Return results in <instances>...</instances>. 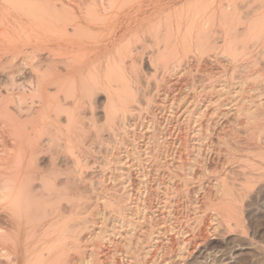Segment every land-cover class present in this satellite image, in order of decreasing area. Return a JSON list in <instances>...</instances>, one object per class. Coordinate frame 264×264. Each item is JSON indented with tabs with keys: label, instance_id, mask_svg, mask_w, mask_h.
I'll use <instances>...</instances> for the list:
<instances>
[{
	"label": "bare ground",
	"instance_id": "bare-ground-1",
	"mask_svg": "<svg viewBox=\"0 0 264 264\" xmlns=\"http://www.w3.org/2000/svg\"><path fill=\"white\" fill-rule=\"evenodd\" d=\"M177 1L180 0H0V264H84V257H82L84 251L83 229L87 223L82 218L84 209L82 202H86L82 201L84 197H82V183H84L83 173L85 168L82 163L84 145L81 117V110L83 109L81 107L82 96L87 95V92L92 90L96 91V89L105 91L107 103L104 107V118L108 127L119 114L123 116L129 112L128 107L134 101V95L131 88L133 86L129 84L130 77L127 70L131 69V73H135L133 69H136L138 54L134 53L136 49L133 43L141 39V44L145 46L142 37H145L146 34L153 37V39L154 37L158 39L161 37V41L164 40L163 50L156 49V56L150 59L151 65L154 66H166L170 61L178 62L177 48L180 46H182L184 55L194 54V56L201 57L209 55V53H216L222 59L220 60L222 76H219L223 79L210 83L206 88L202 87L206 91L209 90L206 94H215L216 98L211 97L202 102H205V107L208 104H210V108L213 106L212 114H214L217 113L216 107L220 103L218 101L223 99V96L226 97L228 93H231L229 101L230 103L235 102L234 108L225 111L226 114H223V116L233 112L234 120H243L241 125L238 123V126L246 131L244 132L246 136L248 135L247 138L261 144V146H256L258 150L256 154L264 161V140L261 139L264 134V10H258L252 21L244 24L245 27L243 32L241 31L240 37V32L234 27L238 20L241 24V19L237 17L239 10L237 11V8L228 10L230 8L229 4L226 6V8L228 7L227 10L220 7L218 18L221 17L220 21L222 23L219 24L224 30L221 47H217L215 41H209L210 36H207V34L210 32L206 33V30L213 25L216 9L214 7L215 9L211 10L209 4L211 2L208 3L206 0L188 2L187 5L173 8L163 14L159 13L157 18H151L148 21L147 18L145 19V15L138 20L140 26L135 27L133 30L137 40L128 37L130 33L127 34L126 32L131 27V19L128 21L129 17L131 18L134 15V18H136L138 14H144L146 7H150L151 10L148 12L150 14L153 9L154 11L157 8L159 9L164 3L170 9L177 4ZM219 4L221 6V3ZM144 22L146 24L142 26ZM183 23L184 31L180 34ZM123 27H125L124 34H121L119 39H114L116 33ZM210 28L213 29V27ZM249 43H252L251 46L255 47L256 52L251 51L252 49L249 51V47H251ZM156 45L158 43L154 42V47ZM219 49L222 50L221 53H218ZM179 51L181 52L180 49ZM193 62H195V59ZM230 65L233 67L232 74H237L232 78L235 81L232 85L236 88L231 92H227L226 87L230 80L225 73L230 69ZM84 69H87V72ZM134 77L136 78V76ZM200 80L202 81V78ZM208 82L210 81L208 80ZM249 83H253L254 86L245 90V85L247 86ZM192 92V101L190 100L192 105L189 103L187 107L183 108L184 111L181 109L183 112L181 132H183L179 141L181 150L187 158L186 164L180 162L179 168L182 172L185 167L191 168L192 163L196 161L205 167L208 161L207 154H200L196 147L199 143L203 144L202 147L206 144L204 142L210 139L216 126L215 123L211 124L210 120H207L205 125H201L200 120L206 112L201 107H196L195 99H197L196 95L198 93L194 90ZM215 105L217 106L214 107ZM89 106L91 107V105ZM224 106H228V103L223 104L221 107ZM154 120H156V117ZM154 124L156 122H152L148 127L152 129ZM94 127L96 126L94 125ZM222 127L221 132L223 131ZM152 140L154 139L152 138ZM239 141L241 139H238ZM154 142L156 141L154 140ZM240 145L238 146L240 147ZM205 148L207 149L209 146L206 145ZM243 148L245 150V147ZM254 148L246 147V150L250 151ZM135 151L134 154L136 155ZM190 154L193 155V158H190ZM59 157L63 159V162L69 159L70 165L62 163L65 165L61 167ZM43 158L47 160L46 165H40L39 163L40 159ZM227 160H230L228 156ZM116 163L119 165L121 163L120 159ZM115 170L119 171L118 175H121L120 172L123 171V168L116 166ZM218 172L220 173V171ZM179 177L183 178L180 185L182 189L191 193L188 178L186 179L185 174H180ZM227 178L224 176L217 179L212 189H206L205 198L208 200L207 203L202 200H199L200 203L196 201L195 203L200 204V208L206 206L212 209L215 216L229 226L232 219H235L237 223L240 222L239 204L243 196L246 195L244 194L245 191L247 192L246 189L253 182L251 179L244 178V181L241 179L243 182L239 181L240 183L236 185V181V184H233ZM98 193H101L100 189ZM112 198H114L113 195ZM107 199H111V197ZM114 200H116L115 205L119 207L108 214L109 217L104 219L106 223L102 225L103 227L98 231L99 233H96L104 240L111 234L120 235L119 230L124 229L126 239L130 242V236L133 235L132 233H136L134 227L138 217L140 222L145 219L143 218L145 208L140 205H133L134 203L132 204L133 207L131 204L126 203L127 197L124 194H121L119 198H114ZM108 201L104 205L113 207L114 202ZM108 219L110 225L107 224ZM91 223L93 225V222ZM152 232H146L145 242L150 237L156 236H151ZM122 239H125V237ZM141 240V245L138 244L140 251L134 252L138 256H141L140 252L147 253L146 249L143 248V239ZM98 245L101 246V244ZM138 248H135V250ZM161 248L158 252L162 250ZM72 254L75 258L73 259L72 256L69 259ZM72 259L73 261L70 262ZM137 260L139 259L137 258ZM135 261L132 260V262ZM91 263L92 261H88L86 264Z\"/></svg>",
	"mask_w": 264,
	"mask_h": 264
},
{
	"label": "rangeland",
	"instance_id": "rangeland-1",
	"mask_svg": "<svg viewBox=\"0 0 264 264\" xmlns=\"http://www.w3.org/2000/svg\"><path fill=\"white\" fill-rule=\"evenodd\" d=\"M191 1H196V0L177 1V4L170 9H168V6H165L164 3L162 4V6L164 5L163 7L160 6L159 9L157 8L155 9V11L153 9L152 10L153 13H151L152 12L151 11L150 14L148 13L151 10L150 7H146L145 13L144 14L142 13L140 15L138 14L136 17L137 19L134 18V15H132L131 18L130 17L128 18V21H130L131 19V23H130L131 27L129 31L126 32L127 34L130 33L128 37H132L133 40H137L134 33L135 31L133 30L135 29V27L140 26L139 25L140 21L138 22V20H140L141 17H144L146 15L145 19L147 18L146 19L147 21L148 19L151 18L155 19L157 18L159 13L163 14L164 12L170 11L173 8H178L187 5L189 4L188 2ZM206 1H208V3L209 1L211 2L209 3L211 5L210 6L211 10H214L215 9L214 7H216L214 22H213L214 26L213 25L210 26L213 27V29L209 27L208 30H206V33L210 32L209 34H207V36H210L209 41L212 42L215 41L214 43L217 44L216 45L217 47L222 46V39H223L222 33L224 32L221 24H219L222 23L220 21L221 17L218 18L220 16V12H219L220 7L226 8V6L229 4L230 8L228 9L227 7L226 10L227 9L230 10L234 8L235 9L237 8L236 9L237 11L239 10L237 12V17L241 19L240 23L242 25L239 24V20H238V23L234 27L237 31L240 32L239 34L240 37H241V31L243 32L245 27L244 24L252 21L256 13H258V10L259 11L264 10V0H256V1L255 0L254 1L253 0H233V1L206 0ZM219 3H221V6ZM160 8L161 10L162 9L164 10L161 11ZM145 24L146 23L144 22L142 26H144ZM183 31H184V23L181 26V31L179 33L181 34ZM124 32H125V27H123L120 31L116 33V37L114 39L116 40L119 39L121 34H124ZM146 35H145L146 38L142 37L146 48L141 44L142 42L141 39L140 41L138 40L137 42L133 43V46L136 49V52L134 51V53H136V55L138 54V56L136 57L137 60V64L135 65L136 69L135 70L133 69V72H135L136 75H134L135 73H131V69L127 70V74L130 77L129 84H131L130 86H133L131 88H132V93L134 95V101L130 103L132 106L129 105L128 107L129 112H127L123 116L119 114L117 116L118 119L116 118L114 122L109 125L110 127H108L106 120L104 118L105 117L104 107L107 103V94L105 93V91H103L102 89H96V91L92 90L91 92H87L88 93L87 95L82 96L81 107L83 109L81 110V117L83 121V138H84L82 163L85 166L83 173L84 183H82L83 185L82 197L83 196L84 197L82 201H86V202H82L84 208L82 218L87 223V225H85L83 229L84 251L82 253V257H84L83 259L84 264H86L88 261H92L91 264H98V263L99 264H136V263L137 264H166V263L167 264H264V161L263 159L257 157L256 154L258 152L256 146H261V144H259L258 142L256 143L255 140H250L249 138H247L248 135L246 136L245 133L246 131L238 126L239 124L241 125L243 120L241 119H237L238 121L234 120L235 117L233 112H230V114L228 113L227 116L225 115L223 116V114H226L225 111L234 108L233 106L235 102L230 103L229 101V99L231 98L230 97L231 93H228L226 97L223 96L224 98L222 97L223 99L218 101L220 102L217 104L219 106L217 105L214 106V107L217 106L216 107L217 113L215 112L214 114H212L213 106H211L210 108L209 106L210 104H208V106L205 107L206 105L205 102H202L203 100H207L208 98L211 97L216 98L215 94H211V93L206 94L209 90L206 91L203 88H206L212 82H217L223 79L221 77L222 67L220 61L222 59H220L216 53H209L210 57L209 55H203L201 57H197L196 55L194 56V54L184 55L185 53L182 52L183 50L182 46H180L181 48L180 47L177 48L179 55L177 56V60L179 59L180 61L179 60L178 62L170 61L167 63L168 66L161 65L160 68L158 67V65L156 66H154L153 64L151 65L150 59L156 56L157 53L156 49L160 48V51L163 50L162 47L164 45L163 44L164 40L161 41L162 39L161 37L159 39L154 37L153 39V37L148 36V34ZM212 38L215 39L213 40ZM154 42L158 43V45H156L155 47H154ZM251 44L252 43H249V46H251ZM138 46L142 50H140ZM249 48H250L249 51L252 49L251 51L256 52V49H254L255 47L251 46ZM179 49L181 50V52L179 51ZM221 52L222 50L219 49L218 53ZM182 53L183 55H181ZM193 57L196 63L193 62L194 61ZM217 62L220 65H218ZM231 66L232 65H230V69H228L227 72L225 73L226 77H228V79L230 80L228 81L230 85H232V83L235 82L233 81L232 78L237 76L236 73H233L234 75L232 74L233 67ZM86 70L87 69H84L85 72H87ZM134 76H136V78ZM213 76L216 78H214ZM201 78L202 81L200 80ZM208 80L210 82H208ZM229 84L226 87L227 92L229 91L231 92L233 89L236 88V86L232 85L233 86L232 87ZM253 86H254L253 83H249L247 84V86L245 85V90ZM193 90L198 93V94L196 93L198 96L196 95L197 99H195L196 107L197 108L201 107L206 112V114H204V116L201 118L202 121L200 120L201 125L202 126L205 125L206 121L210 120L209 122L211 124L215 123L216 126L212 135L210 136V139L209 140L207 139L206 142H204V144L206 143L203 146L204 148L202 147L203 144L200 143L198 144L196 142L198 144L197 147L199 148L198 149L196 147V150L200 154L203 155L207 154L208 161L205 167L201 166V164H199L196 161L192 163L193 166L191 168L185 167V170L182 172L179 167L182 162L186 164L187 158L185 157L186 155H184L185 153H183V151L181 150L180 141H179L181 133L183 132V131L181 132L183 126V124H181L183 119V112L181 111V109L183 110V108L187 107L189 103L190 104L192 103L190 102V100L192 101L191 97L193 95L192 92ZM204 91L206 92L204 93ZM90 93L91 95H89ZM85 96H87L88 98H86ZM225 103H228V106L221 107ZM89 105H91V107ZM208 115L211 116L209 117ZM155 117L156 120H154ZM150 122L151 123L156 122V124H154L152 128L154 131L150 129V127H148V125L149 126L151 125ZM93 124L96 127H94ZM221 127L223 130L222 132L220 130ZM100 128L102 129V132ZM231 132L234 134H232ZM109 133L111 138L109 137ZM108 138H110L111 140ZM152 138L156 142H154ZM263 138H264V134L261 136L262 140H264ZM227 139L229 140V142H227L228 141ZM238 139H241V141L238 142ZM96 143L98 144L96 145ZM206 145L209 146V148L206 149L205 148ZM238 145H240V147ZM243 147H245V150ZM246 147L247 148L255 147V148L250 151H247ZM133 149H135L136 151ZM134 151L136 152V155L134 154ZM227 156L228 158H230L229 161L227 160ZM190 158H193L192 154H190ZM43 159H40L39 162L40 165L47 164L46 158ZM118 159H120L121 161L119 165H117L116 163ZM58 160L61 167L62 165L64 167L65 164L70 165L69 159H67L66 161L64 160L63 162V159L59 157ZM116 166L123 168V171L120 172L121 175H118L119 171L115 170ZM111 168H113L114 170ZM218 171H220V173ZM180 174L181 175L185 174L186 179L188 178L187 181L189 184V191L191 192L192 190L191 193H188L180 186L182 184L181 182L183 181V178L179 177ZM227 174L230 176H228ZM119 176L121 177L119 178ZM224 176L226 178L228 176L227 180L232 182L233 184H236L237 182L236 185L240 183L239 181L243 182L244 178L251 179L253 182V184L251 183V186L246 189L247 192L245 191L244 193L246 195L243 196L241 203L239 204L240 222L237 223L235 219H232L229 223V226L225 225V223L221 221L219 217L215 216V213H213L214 211H212V209L207 208L206 206L204 208H200L199 206L200 204L195 203V201L200 203L201 200L207 203L208 200H206L205 198L206 189H212V186L214 185L216 180L223 178ZM102 188L103 189L105 188L106 191L105 189L103 191ZM99 189L101 193H98ZM118 189L119 191H117ZM103 193L105 194L103 195ZM99 194L101 195V197ZM121 194L126 195L127 197L126 203L131 205L134 203L133 205H140L145 208V211L143 212V218L145 219L141 220L142 222H140L138 217L137 220L139 222L136 220L137 222L135 223V227H134L136 233L135 232L132 233L133 235H131L129 239L130 242H128V240L126 239L124 229L119 230L120 235L115 236L111 234L110 236L108 235L109 237L108 236L106 237L107 239L102 240L101 236L97 235V233H99L98 231L101 230V228L103 227L102 225L106 223V220L104 219L109 217L108 214L113 209L116 210V208L119 207L115 205L116 200H114V198H119ZM187 194H189L190 196ZM112 195L114 198H112ZM110 197L111 199H107ZM106 200L107 201L109 200L108 202L111 201L112 203L114 202L113 207H108L107 205H104L105 203H107ZM169 201L172 203L170 204ZM91 222H93V225ZM107 224L110 225L109 219L107 220ZM148 224L150 227L148 226ZM91 226H92V230L94 229L93 232L91 230ZM156 229L159 231H157ZM145 231L148 233L152 232L151 236L156 235L150 237L152 240L150 238L148 239L149 243H147L148 241L145 242L146 239L145 236L147 235ZM95 236L97 239L95 238ZM124 237L125 239H122ZM137 238L139 241L136 240ZM141 239H143V242L145 244V245L143 244V248L146 249L147 251L146 254L148 255H146L145 252H140L141 256L135 254L138 251H140L139 250L140 247L138 248V244L141 245L140 243L142 241ZM111 241L113 244L111 243ZM98 244H101L102 247ZM149 244H152L153 246ZM154 244H156L157 246ZM98 246L100 247L99 249L97 248ZM159 247L162 249L160 250V252H158V250L160 249ZM166 247L167 249H165ZM135 248L138 249L135 250ZM147 248H149L150 250H148ZM95 249H97L98 251ZM94 252L96 254L98 253L97 254L98 258L95 256L96 254ZM133 253L136 255V257L134 256ZM89 255H91L92 257ZM155 256L157 257L155 258ZM71 257L73 259L75 258L73 254L69 257V259H71ZM91 258L92 260H90ZM137 258L139 260H137ZM73 259L70 260V262L73 261ZM132 260L134 261L136 260V261L132 262Z\"/></svg>",
	"mask_w": 264,
	"mask_h": 264
}]
</instances>
